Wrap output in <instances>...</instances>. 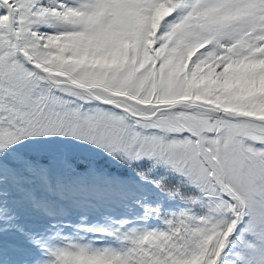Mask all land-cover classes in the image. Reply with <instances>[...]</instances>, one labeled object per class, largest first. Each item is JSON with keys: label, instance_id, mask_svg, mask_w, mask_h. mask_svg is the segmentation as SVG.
Masks as SVG:
<instances>
[{"label": "snow or ice", "instance_id": "snow-or-ice-1", "mask_svg": "<svg viewBox=\"0 0 264 264\" xmlns=\"http://www.w3.org/2000/svg\"><path fill=\"white\" fill-rule=\"evenodd\" d=\"M0 264H264V0H0Z\"/></svg>", "mask_w": 264, "mask_h": 264}]
</instances>
